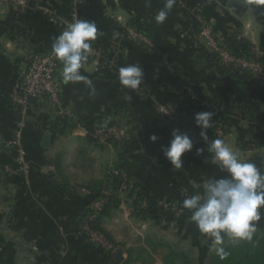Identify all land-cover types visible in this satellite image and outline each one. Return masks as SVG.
Here are the masks:
<instances>
[{
    "label": "crops",
    "instance_id": "1",
    "mask_svg": "<svg viewBox=\"0 0 264 264\" xmlns=\"http://www.w3.org/2000/svg\"><path fill=\"white\" fill-rule=\"evenodd\" d=\"M31 1L34 4L24 14L0 2L1 166L15 158L9 142L20 111L12 94L31 53L59 49L57 79L66 119L59 124L46 99L25 107L21 143L28 171L14 181L15 186L0 185V264H87L90 254L76 246L78 239L66 229L75 221L78 207L68 197L54 200L45 178L70 186L111 187L103 170L115 165L119 154L138 164L130 182L140 185L147 196L170 197L179 187L198 197L200 185L215 195L222 193L223 181L229 193L239 186L250 194L264 192V106L249 116L242 106L254 97L244 93L234 77L220 76L202 61L196 20L209 21L216 40L245 39L264 50V0H80L78 34L65 44L59 42L61 27L73 0ZM233 3L243 10L231 11ZM136 22L150 35L152 49L128 35V28L136 30ZM162 59L178 67L175 82L162 75ZM259 99L264 101L263 96ZM160 101L179 110L187 129L202 144L209 143L210 128L220 119L219 111H211L207 104L219 103L228 124L222 159L216 163L214 157L167 135L155 111ZM101 116L106 118L97 121ZM101 122L127 128L129 138L102 143L89 137L88 125ZM46 133L50 143L43 148ZM88 161L95 169H88ZM124 190L121 187V194ZM120 201L117 210H128L135 218L132 200ZM109 238L114 245L121 243ZM116 251L122 256L120 264H130V251L116 248L112 254Z\"/></svg>",
    "mask_w": 264,
    "mask_h": 264
},
{
    "label": "trees",
    "instance_id": "2",
    "mask_svg": "<svg viewBox=\"0 0 264 264\" xmlns=\"http://www.w3.org/2000/svg\"><path fill=\"white\" fill-rule=\"evenodd\" d=\"M143 27L136 22L135 29L138 32L143 33ZM150 38V35H148ZM151 39V38H150ZM225 47L234 55L240 56L246 60H255L259 62V64L264 69V50L260 48L262 52V56H257L253 52V46L245 39H236L231 38L230 40H226L222 42ZM142 47V46H141ZM200 58L203 62H205L206 66L213 69L220 76H229L231 75L240 83V89L254 97L253 101H245L242 110L245 111L249 116H253L255 113V108L259 106H264V101L259 99L260 96L264 97V83L259 81L256 76L249 71H243L235 68L232 65H227L221 62L218 54L206 49L202 48L200 51ZM175 69V77H171L168 72L161 67L162 75L169 82H175L178 79V67L173 64ZM238 83V84H239ZM259 95V97H258ZM257 96V97H256ZM165 102V101H163ZM167 103L179 116V125L182 128H186L185 122L183 121L179 110L172 104ZM218 106L217 111H219L220 119L217 123L211 126L217 127L219 126L223 132H226L228 129V124L224 118V115L220 112L219 103L214 101ZM156 111V109H155ZM216 111V112H217ZM157 113V111H156ZM158 117L161 119L164 130L172 139L185 142L181 139H177L172 136L170 132L171 124L166 122V120L158 114ZM264 117V114H263ZM106 116L98 117L97 121H103ZM66 117H59L58 123L64 125ZM110 125L115 123H109ZM93 125H88V133L89 137H92ZM189 131V130H188ZM190 132V131H189ZM194 135L192 132H190ZM210 139L209 143L202 144H191L196 147L199 152L205 157H223V141L221 139H217L212 129L210 130ZM195 136V135H194ZM107 141H112L108 139ZM15 152V151H14ZM15 157V154H14ZM221 157V158H222ZM6 165H13V163H7ZM0 164V181L3 179L11 178L12 175H9L4 171V168ZM115 170L126 173L127 179L124 180L118 175L110 174L107 178V184H109L114 192L112 195L104 196V191L107 190V185L104 184H95L89 185L86 187L88 190V194L80 195L75 191V187L58 183L57 181H48L47 178L44 182L46 188H49L51 195L54 200H58L61 197H68L74 201L76 206L78 207V211L75 215V221L67 226V230L71 232L77 239V245L79 249L90 254V260L87 264H115L112 251L107 250L100 245L92 242L87 234V232L83 229L84 225H87L91 231L97 232L98 234H103L108 243L112 244L111 239L107 234H104L103 229L101 228V219L108 215L111 208H117L121 201L119 198L121 187H125L124 195L127 199L132 200V209L133 214L137 220L150 221L152 224L158 225L161 220L166 219V223L177 222V228H185L182 226L183 220H185V216L183 214H178L180 208L182 210H189V213L192 215L191 219L196 223V219L193 218L194 214H200L203 216V223H198L200 231H198L201 238H204V235L208 232L212 231L214 215L210 212L207 213L204 208L203 202L199 201L197 194L194 191H188L187 195L181 198V203L179 200L177 201L174 196L169 197V202L171 203V207H174L176 211L165 210V207H162L159 204V200L157 197L147 196L143 193L140 188V185L130 182V178L136 173L138 170V164L134 161H129L122 154H119L118 162L114 165ZM22 174L17 173L16 176L12 178V181H18L21 178ZM186 198H190L195 205L193 208H187L183 200ZM99 199H105V204L101 211L95 216L93 220H89V217L94 213L93 204ZM170 207V208H171ZM186 222V220H185ZM181 259L185 264H190L182 254H175L170 251L169 256L167 257L169 263H173L174 259ZM206 264H264V236L262 238L253 237L251 242L245 243H232L228 246L222 247L219 250L212 253L208 259Z\"/></svg>",
    "mask_w": 264,
    "mask_h": 264
},
{
    "label": "rangeland",
    "instance_id": "3",
    "mask_svg": "<svg viewBox=\"0 0 264 264\" xmlns=\"http://www.w3.org/2000/svg\"><path fill=\"white\" fill-rule=\"evenodd\" d=\"M201 18H196L200 25L199 36L202 37V29L207 24L209 25L210 30H212V36L215 39L211 23L204 19L201 20ZM263 19L264 18H261V20ZM201 42L203 44V41ZM253 48L258 49L254 46ZM213 103L209 102L207 107L211 109L210 105ZM211 111L214 110L211 109ZM26 120L27 115L24 111V128L27 124ZM218 121L219 119H216L214 123H217ZM214 123L212 125H214ZM211 129L213 131V128H210V130ZM225 137L226 136L223 133L221 140L224 141ZM195 138L198 142L203 143L198 137L195 136ZM112 141L118 142L121 140ZM102 143L107 142L105 141ZM108 146L111 147L110 145ZM111 148L114 149L113 147ZM221 157H214L215 162L217 163L221 160ZM89 168L90 170L95 169V164L88 161V169ZM99 168L100 167H97L98 170ZM114 170V164L105 168L103 170L104 178L113 174L112 171ZM27 171L28 169H26L25 172L20 173L26 174ZM8 174L12 175V177L5 180L3 179L0 181V185L4 184L5 186V184H9V186H15L12 178L16 176L17 173ZM224 184L225 182L223 181L220 190L213 188L216 192L218 190L222 192L219 194L215 193V195L213 193H209L208 188H205L202 185H200L199 188H196L199 192V201L203 202L207 213L210 212L214 215L212 231L205 234L204 238H201L198 233V231H200L198 223H203V216L199 213L194 214L193 218L196 219L195 223L191 219L192 215L189 213V210H182L181 208L178 211V214L180 213L185 216L186 222L183 220L184 225L182 224L185 228H177V222L166 223V219L161 220L158 225L153 226L150 221L136 220L128 210L124 212L118 211V207L111 208L108 215L101 219V228L103 229L104 234H107L109 237L112 236L121 242L118 245L119 247L117 245L110 244L112 246V251L116 248L130 251L127 252L129 255L127 257V262H129L131 257V261L129 262L130 264H159V260H161L164 264H185L184 261L179 258L174 259L173 263H169L167 257L169 256L170 251L175 254H182L185 258H187V261L190 262V264H206L208 257L222 247L228 246L232 243L251 242L255 236L258 238H262L264 236V192L261 194H250L245 191V187L239 186L235 189V193H229L227 192L229 188L224 186ZM238 184L239 183H237V186ZM234 185H236V183ZM262 185L264 186V183ZM73 187H75V191L80 195L88 194L86 186L74 185ZM218 187L220 188V185ZM250 187H252V184H250ZM107 188L108 192L104 191L103 194L106 196L112 195L114 193L112 188ZM176 190L177 191L173 194V196L177 201L179 200L180 203L181 198L187 195V192L190 191L189 188L179 189V187ZM119 198L122 199V201L126 198L124 194H121V190ZM157 198L160 199L158 202L162 207H165V210L176 211L174 207L170 206L171 203L168 200V196L164 195ZM183 203L187 208H193L195 206L190 198L183 200ZM58 228L61 229V227ZM98 235L99 236L97 237L99 239L107 242L103 234Z\"/></svg>",
    "mask_w": 264,
    "mask_h": 264
},
{
    "label": "built area",
    "instance_id": "4",
    "mask_svg": "<svg viewBox=\"0 0 264 264\" xmlns=\"http://www.w3.org/2000/svg\"><path fill=\"white\" fill-rule=\"evenodd\" d=\"M4 7H12L18 13L24 14L29 7V0H0ZM81 5L80 0H73V7L70 10L69 18L62 23L60 44H65L72 41L79 31V18L78 10ZM128 35L137 44L143 48L152 49V41L145 33L138 32L134 29H127ZM203 47L218 54L221 62L227 65H232L237 69L252 72L256 78L264 83V69L255 60H246L240 56L232 54L222 42L215 40L212 36V30L209 25H205L201 32ZM253 52L257 56H262L260 49L253 48ZM60 51L58 48L52 49L48 53H31L27 58V69L19 76L14 92L12 94V103L20 111V120L17 124V129L14 132L12 140L9 142L10 147L15 151V158L13 165L3 166L4 171L7 173H20L25 172L27 167L26 151L22 146V132L24 129V110L29 103L30 98L46 99L50 106L55 109V114L58 117L66 115L65 110L61 106L60 101V86L57 79V61ZM162 67L168 72L171 77H175V69L169 59L161 60ZM211 109L217 111L216 104L210 105ZM155 109L166 122L172 126L170 132L172 136L189 143H200L196 140L188 129L180 127L179 116L167 103L159 102L156 104ZM92 136L101 142L110 140H125L129 138V130L117 124L110 125L107 122L96 123L93 126ZM224 132L219 126L213 127V134L217 139L222 138ZM113 175H118L123 179L127 178L126 173H121L117 170L112 171ZM106 196V195H104ZM105 199H100L94 202V213L89 217L93 220L95 216L101 211ZM83 229L87 232L90 240L101 247L111 250L112 246L108 242H104L97 236L98 233L91 231L87 225Z\"/></svg>",
    "mask_w": 264,
    "mask_h": 264
},
{
    "label": "water",
    "instance_id": "5",
    "mask_svg": "<svg viewBox=\"0 0 264 264\" xmlns=\"http://www.w3.org/2000/svg\"><path fill=\"white\" fill-rule=\"evenodd\" d=\"M30 5H33V1H31L29 3ZM231 11L235 12V13H238L240 11H242V7L237 4V3H233V5L231 6ZM35 99L34 98H30L29 99V102H34ZM49 143H50V138H49V134H45L44 137H43V140H42V147L43 148H48L49 147ZM112 257H113V260L116 264H120L122 262V256H121V253L119 251H116L115 253L112 254Z\"/></svg>",
    "mask_w": 264,
    "mask_h": 264
}]
</instances>
